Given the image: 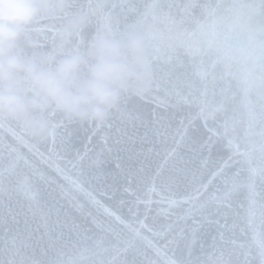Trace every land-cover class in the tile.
Masks as SVG:
<instances>
[{"label":"water","instance_id":"95a60500","mask_svg":"<svg viewBox=\"0 0 264 264\" xmlns=\"http://www.w3.org/2000/svg\"><path fill=\"white\" fill-rule=\"evenodd\" d=\"M105 14L143 36L147 87L100 127L55 114L42 142L0 122V264H264V0Z\"/></svg>","mask_w":264,"mask_h":264},{"label":"clouds","instance_id":"9594fccd","mask_svg":"<svg viewBox=\"0 0 264 264\" xmlns=\"http://www.w3.org/2000/svg\"><path fill=\"white\" fill-rule=\"evenodd\" d=\"M108 2L0 0V122L42 142L54 133L53 113L100 127L127 96L146 89L143 36L114 27L105 14ZM41 21L53 22L47 53L33 39Z\"/></svg>","mask_w":264,"mask_h":264},{"label":"snow or ice","instance_id":"6c2138e0","mask_svg":"<svg viewBox=\"0 0 264 264\" xmlns=\"http://www.w3.org/2000/svg\"><path fill=\"white\" fill-rule=\"evenodd\" d=\"M53 116L55 115L54 113L52 114ZM83 176H84V173L80 170L78 175H77V179L79 180H82L83 182H90V181H86L85 179H83ZM129 182H131V180H129ZM50 183H55V181H50ZM58 187L60 188V191L63 192V186H59ZM31 198V197H30ZM45 254L42 252V255ZM9 264H11V261H9Z\"/></svg>","mask_w":264,"mask_h":264}]
</instances>
